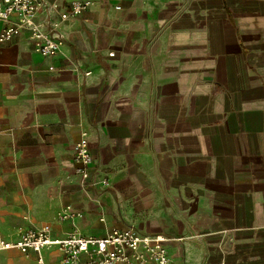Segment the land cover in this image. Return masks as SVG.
<instances>
[{"label": "crops", "instance_id": "0c3cea01", "mask_svg": "<svg viewBox=\"0 0 264 264\" xmlns=\"http://www.w3.org/2000/svg\"><path fill=\"white\" fill-rule=\"evenodd\" d=\"M40 1L58 51L28 29L0 42V240L131 226L181 237L175 264H264V0H88L64 20L75 0ZM82 137L108 185L81 186Z\"/></svg>", "mask_w": 264, "mask_h": 264}, {"label": "built area", "instance_id": "2783aa9c", "mask_svg": "<svg viewBox=\"0 0 264 264\" xmlns=\"http://www.w3.org/2000/svg\"><path fill=\"white\" fill-rule=\"evenodd\" d=\"M89 4L88 0L72 1L69 10L60 15L61 19L79 16ZM41 5L40 0H0V42L8 41L23 29H28L32 37L40 41L38 51L42 56L55 54L61 45L60 35L54 26L46 32L36 23ZM73 161L81 186L108 185L107 179L91 180L92 155L83 137L74 146ZM173 240L183 241L181 237L141 234L131 226L112 228L100 237L70 234L53 238L51 227L46 224L21 231L13 242L0 240V250L15 248L22 253L32 251L39 263H42L44 249L56 247L63 254V264H175L166 245ZM81 255H85L87 261H82Z\"/></svg>", "mask_w": 264, "mask_h": 264}]
</instances>
